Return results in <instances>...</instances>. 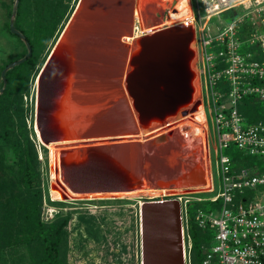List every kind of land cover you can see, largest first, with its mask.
Segmentation results:
<instances>
[{
  "label": "water",
  "instance_id": "obj_1",
  "mask_svg": "<svg viewBox=\"0 0 264 264\" xmlns=\"http://www.w3.org/2000/svg\"><path fill=\"white\" fill-rule=\"evenodd\" d=\"M98 6L95 0H78L65 30L37 76L34 119L40 136L37 141L44 146L75 139L73 145L89 144V149L94 150L90 154L67 151L66 158L54 167L56 185L75 194L130 191L134 189V182L138 188H144L145 181L159 189L203 185V171L189 164L180 173L146 176L140 168L138 154L140 133L156 123L163 126L179 113L185 115L192 103L195 77L191 69L192 26L171 24L137 38L136 47L126 55L129 68L123 75V90L132 110L134 129L130 133L102 134L96 129V117L92 114L95 96L87 90L92 82L70 75L69 62L64 59L67 55L76 57L74 43L91 32L89 22L94 20L92 16L96 12V16L101 12ZM11 30L17 32L12 26ZM77 64L74 59L72 66ZM150 137L152 139H142L147 150L165 135ZM122 139L127 142H120ZM105 140L110 146H94ZM132 142L136 143L133 161L127 159L126 153L125 157L122 155L124 145L132 148ZM139 209L141 264H185L179 201L145 200Z\"/></svg>",
  "mask_w": 264,
  "mask_h": 264
},
{
  "label": "rangeland",
  "instance_id": "obj_2",
  "mask_svg": "<svg viewBox=\"0 0 264 264\" xmlns=\"http://www.w3.org/2000/svg\"><path fill=\"white\" fill-rule=\"evenodd\" d=\"M15 1L0 0V67L11 56H16L23 50L19 40L9 33L6 26L8 21L9 29L13 33L11 30V26L13 27L11 24L13 14L9 15V9L10 6H13L12 10H14ZM111 1L115 3L113 6L108 9L104 8L105 12L97 16H95L97 12L92 16L94 20L90 21L88 26L91 32H89L88 36H82V38L75 41L73 53L78 55V57L83 56L86 60L87 66H85L84 74L87 75L88 81L92 82L90 83V91L88 90L89 88L87 90L93 94L91 96H95L92 114L96 117V129L102 134H122L130 133L134 129L132 110L128 96L123 90V75L129 68L126 55L134 50L136 40L139 38L137 36L132 41L128 39L132 35L133 25L137 21V19L135 20L134 5L140 7L138 10L142 24L139 27H141L143 33L162 28L163 25L184 24V22L169 23L168 8L170 3L167 1ZM77 2L78 0H64V3L68 5L65 14L52 27V33L49 37L42 42L36 65L28 71L27 77H23L24 73H20L21 78L16 79L18 84H16L15 91L10 96L12 102L6 113V120H8L9 124L7 129L11 134L14 133L10 136L12 139L19 131L20 120L24 119L28 134L34 140L39 160L38 171L42 188L40 220L44 223H50L46 219V213L50 208L58 211V215L61 216L69 214V221L66 226L68 231L65 243L66 264H141L139 207L140 201L143 202L149 200V198L140 196V198L51 201L45 191L49 161L47 158L48 149L43 145L39 146L35 138L36 79L41 70L40 67L46 62L65 30ZM193 7L195 10V0H193ZM199 9L200 13H203L201 4H199ZM238 13L239 10L236 11V14ZM231 18V15H223L222 19L228 22ZM216 19L217 17L215 16L211 20L210 27L212 31H216ZM36 20L34 9L29 7V12L25 15L24 26L30 32L32 38L35 37ZM19 37L26 43L29 50V45L23 35ZM191 49L195 57L194 47L192 46ZM194 57L192 59L193 62ZM19 61L10 63L7 68L12 67ZM192 61L191 66H193ZM0 82H4L3 74ZM17 98L20 99L19 102H15ZM179 118L180 116L178 115L176 118L167 120L166 124L168 126L164 128L159 124L155 132L147 135V138L151 139L152 137L150 136L152 135H165L164 139L159 141L151 150H147L143 145L145 141L139 138L141 142V150L138 152V154L140 153L139 164L146 176L154 173L158 176H167L168 174L183 172L185 166L190 164L189 160H192V156L201 154L200 147L197 151V148L192 149L191 154L183 152L185 150L184 146H188L191 140L186 135L180 134L182 133L180 126L184 120H189L187 119L188 117L183 120H179ZM166 137L169 138L168 141ZM195 139L196 142L200 141L198 136ZM18 140L23 148L24 138L18 137ZM100 142V146L108 147L110 144L106 140ZM132 143L134 145V142ZM88 145H74L70 150H67L75 153ZM99 145L95 144L94 146ZM0 156L3 164L7 167L6 169L4 168L5 177L15 176L19 172L20 155L13 149L11 143L3 138H0ZM201 165L202 163L200 162L197 168L203 171L205 180L208 170L206 166V168H203V165ZM202 195L206 196L209 194ZM154 198L160 199L158 196ZM209 205L206 203V207H209ZM11 248L16 251L11 253V250H9ZM31 256H34L33 248H29L26 245L10 246L6 250H0V264H33Z\"/></svg>",
  "mask_w": 264,
  "mask_h": 264
},
{
  "label": "built area",
  "instance_id": "obj_3",
  "mask_svg": "<svg viewBox=\"0 0 264 264\" xmlns=\"http://www.w3.org/2000/svg\"><path fill=\"white\" fill-rule=\"evenodd\" d=\"M189 2L191 16L184 24L194 31L193 66L205 115L200 141L207 153L210 186L159 197L180 203L185 264H191L188 207L193 202L205 203L195 208L194 222L211 232L200 264H264V118L248 121L238 108L250 96L264 109V0H195V10L193 0ZM223 15L232 18L225 22ZM138 24L134 23L129 41L137 37ZM243 26L248 27L245 33ZM188 111L179 120L186 119ZM237 152L245 162L234 159ZM49 167L48 198L55 201L49 194ZM56 215L58 211L50 208L46 219L51 222Z\"/></svg>",
  "mask_w": 264,
  "mask_h": 264
},
{
  "label": "trees",
  "instance_id": "obj_4",
  "mask_svg": "<svg viewBox=\"0 0 264 264\" xmlns=\"http://www.w3.org/2000/svg\"><path fill=\"white\" fill-rule=\"evenodd\" d=\"M13 2V0H12ZM33 4V6H31ZM15 8L10 6L9 15L13 14L12 25L16 33L9 29V22H6L10 34L14 35L22 45L23 50L16 56H11L8 61L0 67V138L11 143L13 149L19 153V172L15 176L5 177L6 172L0 156V250H6L10 246L26 245L33 248L34 256H31L33 264H66V234L69 214L56 215L50 223L40 220L42 203V188L40 186V174L38 171L39 160L35 143L28 134L24 119L20 120L18 133L11 139L7 129L8 120L6 113L10 108V96L15 91L16 79L27 77L29 70L36 65L42 42L52 33V27L60 21L68 7L64 0H16ZM32 7L36 15L35 37L24 26L25 15ZM243 32L248 27L243 26ZM23 35L29 45L30 53L26 43L19 37ZM21 62L7 68L12 62ZM4 84V85H3ZM16 99L15 102H19ZM239 112L247 117L248 121L264 118V109L256 103L253 97L247 96L242 104L238 106ZM19 138H24L21 147ZM234 159L243 163L240 154L235 153ZM238 162V163H239ZM47 183V182H46ZM46 184V192L48 193ZM205 203L193 202L189 204L188 223L189 233L192 240L191 264H200L204 257V245H208L211 238L210 230L201 229L194 222L195 208L204 207ZM11 253L14 248L9 249Z\"/></svg>",
  "mask_w": 264,
  "mask_h": 264
},
{
  "label": "bare ground",
  "instance_id": "obj_5",
  "mask_svg": "<svg viewBox=\"0 0 264 264\" xmlns=\"http://www.w3.org/2000/svg\"><path fill=\"white\" fill-rule=\"evenodd\" d=\"M95 1L99 2V6H98L97 10H101V11H103L104 7L108 9L115 4L114 1H111V0H95ZM163 1H167L170 3V6L168 8V16H169V23L170 24H171V22H181V21L186 22V20H188L189 17L191 16V7H190L189 0H163ZM100 5H103L104 7L100 6ZM138 8H140V7H137V6L134 7L135 19H137V21L139 22V26H141L142 21H141V17H140V13H139ZM128 9H129V7H128ZM101 13L102 12H100L99 14H101ZM139 32H141V27H139V31L137 33V36H138ZM192 46H193V44L191 45V47ZM130 52H129V54H130ZM75 56L76 57L73 58V56L67 55L66 58H64L65 60H67V62H69L68 66H67L68 67L67 68L68 73L70 75L76 76V78H78L79 76H82V77H80V80H84V81L87 80L88 81V79H87L88 77H86L87 75L84 74L85 70H86L85 66H87L85 58L83 56H81V57H78V55H75ZM74 59L77 60L76 62H78V64L72 66V62L74 61ZM192 65H193V61H192ZM191 67L194 71L195 70L194 66H191ZM77 72H79L80 74L76 75L75 73H77ZM194 72L196 74V71H194ZM36 82H38V78L36 79ZM193 87H194V95H193L192 103L189 105V111H188L189 115L187 116L188 117L187 119L189 121L184 120V122L180 126V129L182 132L180 134L186 135L189 138H195L197 136L201 137V135H205V132L203 131L205 128V125H204L205 115H204L202 103L199 99L200 89H199V85H198L197 74L193 79ZM88 90L90 91V86H89ZM36 106H37V104H36ZM178 115H180V114H177V116ZM177 116H175V118ZM157 126H159L157 123L150 125L149 126L150 128L145 130L144 132L140 133L139 137L141 139L147 138L148 134L156 131ZM178 132H179V130H178ZM35 136H36L35 138H37L36 140H39V138H40L39 131L36 127H35ZM123 138H124V136H123ZM168 140H169V138H167V141ZM75 142H76L75 139H67L64 141L52 142V143H49L47 145L44 144V146L48 149L47 158L49 161L50 174H51L49 194L51 196V199H53L55 201H66V200H77V199H93V200L94 199H116V198H130V197H137V198L139 197L140 198V196L141 197H147L149 199H153L154 197H157V196L159 197V196H163V195L180 193V192L185 191V189H186V188H177V189L176 188H167V189L163 190V189H159V188H153V187L149 186L148 182L145 181V187L144 188H138L137 182H134L133 183V188H134L133 190L116 192V193L75 194V193H72L68 190L63 191L55 184V181L53 179L55 177L54 173H53V169H54L55 165L59 164L61 160L66 158L65 153L68 151L67 149L70 150L74 146L73 144ZM121 142L126 143L127 141H121ZM124 146H125L124 153L122 155L125 157L126 156L125 153H126L128 155L127 159L133 161L131 158L134 159V157L136 155L135 149L133 147L131 148L128 145H124ZM132 146H133V143H132ZM199 147L201 148V150H200L201 154L199 153V155L197 154V156H195V155L192 156V160H189L190 161V164H189L190 167L196 166V168H197V165L201 162L203 165V168H204L205 164H207V153L205 152V155H204L200 141L196 142V139L190 141L188 143V146H184L185 150L183 152L191 154L192 149L197 148L196 149V151H197ZM76 149H78V148H76ZM93 151L94 150L89 149V145H88L86 147H83L81 151L79 150V152L76 151L75 153L76 154H81V153L90 154ZM142 153H144V152H142ZM209 186H210V179H209L208 172H207L204 185L194 187L193 189H205V188H208ZM140 202H142V201H140Z\"/></svg>",
  "mask_w": 264,
  "mask_h": 264
}]
</instances>
